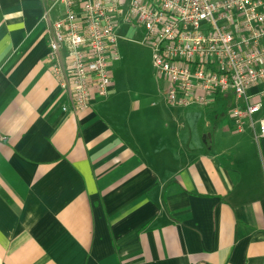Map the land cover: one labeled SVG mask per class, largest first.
Masks as SVG:
<instances>
[{
    "label": "crops",
    "instance_id": "0c3cea01",
    "mask_svg": "<svg viewBox=\"0 0 264 264\" xmlns=\"http://www.w3.org/2000/svg\"><path fill=\"white\" fill-rule=\"evenodd\" d=\"M48 4L0 0V264H264V139L228 112L186 147L193 107L72 114Z\"/></svg>",
    "mask_w": 264,
    "mask_h": 264
},
{
    "label": "built area",
    "instance_id": "2783aa9c",
    "mask_svg": "<svg viewBox=\"0 0 264 264\" xmlns=\"http://www.w3.org/2000/svg\"><path fill=\"white\" fill-rule=\"evenodd\" d=\"M42 20L47 63L72 114L109 97L124 25L143 29L169 107L207 108L233 95L234 131L249 126L264 139V0H49Z\"/></svg>",
    "mask_w": 264,
    "mask_h": 264
},
{
    "label": "rangeland",
    "instance_id": "374dc122",
    "mask_svg": "<svg viewBox=\"0 0 264 264\" xmlns=\"http://www.w3.org/2000/svg\"><path fill=\"white\" fill-rule=\"evenodd\" d=\"M60 11L63 12V9L60 8ZM118 36L120 38L118 40L120 60L115 63L113 68L115 87L109 95L112 103L110 109L116 116L124 119L130 113H134L136 116H149L157 114V110L160 108L166 111L164 107L167 104L161 92L163 84L157 80L152 64L151 49L143 44V29H128V27L121 25ZM153 104L158 106L153 107ZM217 104L216 111L213 112H210V108L193 107L192 110L199 114L200 121L192 126L190 123L184 124L183 142H185L186 147L192 132L195 134L194 139L199 142L202 141V143L205 134L214 132L220 120L227 116L230 109L235 105V97L229 95L227 98L219 100ZM138 108L140 109L135 112ZM179 111V113H183V111ZM207 121L211 123V127H207ZM190 131L192 132L190 133Z\"/></svg>",
    "mask_w": 264,
    "mask_h": 264
}]
</instances>
